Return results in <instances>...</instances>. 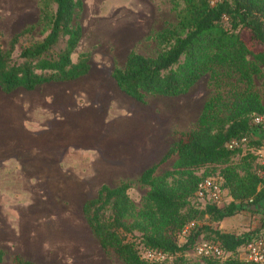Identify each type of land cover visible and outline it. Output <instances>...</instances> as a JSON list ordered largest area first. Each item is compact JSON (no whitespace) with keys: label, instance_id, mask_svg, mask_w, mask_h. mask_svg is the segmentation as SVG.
Segmentation results:
<instances>
[{"label":"trees","instance_id":"1","mask_svg":"<svg viewBox=\"0 0 264 264\" xmlns=\"http://www.w3.org/2000/svg\"><path fill=\"white\" fill-rule=\"evenodd\" d=\"M183 11L177 22L155 35L166 48L154 56L130 51L121 67H112L110 78L116 88L138 103L149 96L178 97L204 75L218 69L250 84L251 76L264 68V0H181ZM35 21L12 34L5 47L0 44V91H32L45 83L78 79L89 71V57L80 53L71 59L80 37L76 18L81 0H38ZM37 29L39 37L34 36ZM264 97L247 92L224 104L221 96L206 99L193 129L178 134L158 164L144 171L137 182L147 190L136 218L128 196L130 182L114 187L102 184L93 198L83 202L81 214L92 236L104 252L111 251L123 264H183L197 240L219 244L224 260L199 258L202 264H250L239 258L254 236L233 235L219 230V223L248 206H264V175L251 169L255 152L264 149ZM247 138L241 148L229 150L231 139ZM243 151L241 174L224 167L218 176L229 200L216 206L196 195L200 179L195 172L218 164ZM175 156L169 170L155 175L157 166ZM12 170L4 167L1 172ZM216 175V176H217ZM177 178L174 185L167 181ZM208 178V177H206ZM183 208H185L184 211ZM193 225L183 234L186 226ZM260 227L264 230V217ZM257 235H263L264 231ZM147 250L164 258L148 261ZM2 252L0 251V263ZM13 264H32L15 255Z\"/></svg>","mask_w":264,"mask_h":264},{"label":"rangeland","instance_id":"2","mask_svg":"<svg viewBox=\"0 0 264 264\" xmlns=\"http://www.w3.org/2000/svg\"><path fill=\"white\" fill-rule=\"evenodd\" d=\"M37 1L24 0L23 6L26 4L27 8L23 11L22 17H27L28 24L36 19ZM81 2L82 10L76 18L81 28V37L71 54V59L74 60L80 53H86L89 57V66L93 71H97L95 75L98 76L107 97L104 102H93L94 108L98 106L99 110H102L108 103V113L110 114L121 110H128L127 112L131 113L137 106L142 109L150 108L155 111V116L165 119L167 127H172L171 138L175 142L179 133L194 128L196 115L201 104L211 96H221L224 104H227L234 96L244 95L248 91L258 95L261 100L263 99L264 68L258 66L259 72L251 76L248 86L239 82L234 74H227L223 69H218L213 75L206 74L201 77L184 95L173 98L149 96L144 103H133L132 107L128 106L125 97L114 89L110 78L112 67H121L130 51L144 56H154L163 51L166 46L159 45L155 40V35L176 24L178 15L183 11L182 1L81 0ZM3 7L5 9L2 11L0 6V44L5 47L9 37L17 32L23 24L14 25L18 12L11 15L10 7L7 4ZM34 36L39 37L37 29ZM100 70L102 73L104 72L103 75L99 74ZM78 102H83L85 105L91 103L82 99ZM38 113L43 115L27 117L26 119L35 121H27L25 124L19 125L20 129L35 131L43 127L44 115L52 117L45 111H38ZM59 114L54 115L58 117ZM48 120L51 122L50 118ZM32 154L34 156L23 159L21 166L16 164L15 159L9 161L12 170L1 172L4 167H0V204L8 207L16 204L25 205L32 201L39 210L37 214L39 218L38 228L35 230L36 236L32 232L27 237L30 243H34L35 239L36 244L43 247L44 251L41 256L44 260L31 263L123 264L111 251L104 252L100 249L81 214L83 202L94 197V189L97 187V184H92L89 179L93 152L68 150L63 153L60 158L62 170L64 174L68 175L61 182L62 190L54 186L56 183L46 180V175L36 171L32 160L34 161L39 156V152L36 151ZM242 156L243 151H239L221 163L199 168L195 175L200 179L213 177L219 174L224 167H231L238 174H241L240 160ZM174 159L175 156H171L159 164L155 170V175H161L169 170ZM251 169L257 172L256 159L251 163ZM73 180L87 182L85 195H80L79 192L74 191ZM136 180V178H132L124 181L130 182L127 193L135 205L134 214L126 219L127 224L136 218L137 210L140 208L141 200L147 190ZM176 180L177 178H174V180L167 182L174 185ZM228 200L229 197L225 193L222 204H226ZM184 210L185 208L182 211ZM8 212L14 216L11 210ZM66 215H68L67 219ZM263 217L264 206L259 204L248 206L246 210L235 212L232 216L224 218L218 227L223 233L254 236L258 232L264 231L260 227ZM187 254L183 264H202L198 257L191 253ZM4 264L13 263L12 260H8Z\"/></svg>","mask_w":264,"mask_h":264},{"label":"crops","instance_id":"3","mask_svg":"<svg viewBox=\"0 0 264 264\" xmlns=\"http://www.w3.org/2000/svg\"><path fill=\"white\" fill-rule=\"evenodd\" d=\"M23 3L24 0H0L2 11L7 4L11 15L18 12L14 25L23 24L18 31L29 22L27 17H22L27 8ZM103 73L100 70L99 74ZM95 74L97 71L90 67L86 75L72 81L45 83L32 91L16 89L8 95L0 91V167L11 168L8 162L12 159L21 166L23 159L34 156L32 153L38 151L39 156L32 160L34 168L62 190L61 182L68 175L62 170L60 158L63 153L68 150L91 151L94 155L90 161L89 179L92 184H97L95 193L102 184L114 187L122 181L137 179L142 171L158 164L173 142L172 127H167L165 119L155 116V111L150 108L137 106L131 113L121 110L113 114L108 113V103L102 110L98 106L94 108L93 102H104L107 97ZM121 94L128 106L138 103ZM79 98L91 102V105L78 102ZM38 111H45L52 117L44 115L43 127L35 131L20 129L19 125L35 121L27 117L43 115ZM56 113L62 115L57 117ZM77 181L73 184L74 191L85 195L87 182ZM8 207L0 204V264L12 260L15 255L33 263L44 260L41 256L43 247L36 244L35 239L30 243L27 237L32 232L36 236L37 206L31 201ZM10 210L14 216L9 214ZM65 217L67 219L68 215Z\"/></svg>","mask_w":264,"mask_h":264},{"label":"built area","instance_id":"4","mask_svg":"<svg viewBox=\"0 0 264 264\" xmlns=\"http://www.w3.org/2000/svg\"><path fill=\"white\" fill-rule=\"evenodd\" d=\"M264 121V117L256 116L253 118L254 124H259ZM247 143V138L231 139L226 143V148L232 150L241 148ZM255 157L258 165L256 174L264 175V149L257 150ZM222 178L220 176L208 177L202 180L197 187L195 195L202 201L209 200L219 206L222 204L223 195L226 193L222 188ZM193 224L189 223L183 230V234ZM239 258L250 264H264V236L256 235L248 240L242 249H239ZM193 256L198 258H218L224 260L230 253H223L219 244L211 243L205 240H197L189 251ZM143 257L148 261L162 260L164 256L160 252L147 250L143 253Z\"/></svg>","mask_w":264,"mask_h":264}]
</instances>
